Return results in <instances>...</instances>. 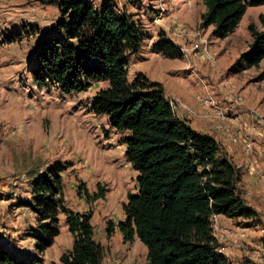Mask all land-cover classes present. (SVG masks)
Wrapping results in <instances>:
<instances>
[{
    "label": "rangeland",
    "instance_id": "obj_1",
    "mask_svg": "<svg viewBox=\"0 0 264 264\" xmlns=\"http://www.w3.org/2000/svg\"><path fill=\"white\" fill-rule=\"evenodd\" d=\"M108 1L118 14L141 22L148 34L140 49L128 56L130 80L143 73L162 83L169 90L167 96L178 117L187 124L194 112L181 111L176 91L185 97V90H190L195 101L205 106L209 120L210 107L200 97L211 95L229 110L212 92L203 91L205 83L213 90L218 85L230 90L229 98L234 104L240 96L241 105L245 102L264 116V60L256 67L235 69L240 56L250 48L249 24L260 26L264 4L249 5L235 31L220 38L213 25L201 26V15L206 11L204 0ZM61 19L56 4L0 0V250L18 260L30 261L38 256L41 264H54L72 248L73 236L64 214H60V234L52 246L39 253L37 217L26 204L32 200L34 176L61 164L66 168L62 174L66 205L75 211L92 212L95 239L105 248L102 264H147V246L138 237L126 241L118 228L126 219L123 205L129 194L136 192V174L125 157L124 136L109 124L105 114L90 111L95 93L108 82H97L87 91L69 94L54 88H38L30 73L41 39L57 33ZM162 31L182 48L183 58H166L154 50ZM248 109L238 116L247 118ZM196 122L194 119L192 124L199 128ZM235 144L245 155L255 154L256 148L250 154L241 143ZM256 159H252L249 173L252 165L258 164L251 175L260 182L259 196L264 201V180L260 177L264 174V159H257V163ZM241 185L245 191L242 180ZM100 189L105 191V197L88 202V194ZM257 202L260 217L240 219L239 225L247 229L249 238L239 244L238 250L252 253L257 249L249 242H264V202ZM228 245L222 243V247ZM259 253L264 264V253Z\"/></svg>",
    "mask_w": 264,
    "mask_h": 264
},
{
    "label": "trees",
    "instance_id": "obj_2",
    "mask_svg": "<svg viewBox=\"0 0 264 264\" xmlns=\"http://www.w3.org/2000/svg\"><path fill=\"white\" fill-rule=\"evenodd\" d=\"M56 4L62 19L57 33L45 35L30 69L35 85L64 93L89 90L108 82L95 93L90 111L108 117L123 134L125 157L136 174V192L123 209L126 219L118 228L126 241L138 237L148 248L147 264H229L213 234L212 218L256 219L241 185L242 173L214 137L197 132L178 117L162 83L138 73L129 78L128 56L148 38L143 25L120 15L103 0H36ZM201 26H214L226 38L235 31L249 5L264 0H204ZM260 26L249 24L250 48L235 69L243 71L264 60V13ZM154 50L166 58H183L182 48L165 32L158 34ZM55 164L31 181L39 236L36 249L43 253L60 234V214L73 236L72 248L54 264H102L104 246L95 239L92 212L66 205L63 172ZM105 197L103 189L88 194V202ZM114 227L110 228L113 231ZM1 264H41L16 259L0 250Z\"/></svg>",
    "mask_w": 264,
    "mask_h": 264
},
{
    "label": "crops",
    "instance_id": "obj_3",
    "mask_svg": "<svg viewBox=\"0 0 264 264\" xmlns=\"http://www.w3.org/2000/svg\"><path fill=\"white\" fill-rule=\"evenodd\" d=\"M204 66H202L204 70L208 69L207 67H204ZM216 77L218 76L216 75ZM204 87H203V91H205L206 94H211L212 92L215 96H217V98H219L220 101H222L226 106L229 107L228 111L235 112L237 114L238 113L245 114L247 109L251 107L249 104L246 105L245 102L242 105L241 104L239 105L237 103L234 104L232 100L229 98V96L231 95V91L228 89L227 90L223 89L221 85H218L216 90H213L210 84L207 85L205 83ZM173 90L175 91V87H173ZM166 93L168 95L169 90H166ZM185 94H186L185 97H180L178 95V91H176V97L179 98L180 103H181V105L178 104V106L181 108V111L184 109H189V110L191 109L194 112V115H193L194 117H191L189 120V124L191 128L193 130H200V133L208 134L214 137L215 140L220 143L223 150L228 154L229 157L232 158V160L235 162V164L237 165V167L240 169L242 173L241 180L244 181V185L246 186L244 192L246 193V199L248 200V203H247L248 206L255 209L257 214H260L261 210H260L259 205L257 204L258 203L257 201L260 200L264 202L263 200H261L259 196L260 195L259 190H260L261 184L260 182H257L254 176L249 173V166L252 162V159L254 158L255 159L257 158L259 162L260 161L263 162L262 160L264 159V138H259L256 140V143H255L256 149H255L254 155H251V156L245 155L243 153L244 152L243 149L240 146L238 147L235 143H233L231 137L228 136V134H225L221 129L216 128L214 123H212L208 119V116L205 115L207 113L205 106L195 101V98L191 95L190 90H185ZM221 96H223L224 99L225 97L227 98L224 100ZM191 110L190 112H192ZM175 111H176V108H175ZM194 119L197 120L196 123L199 128H195L193 126L192 123ZM259 217L260 216L257 215L256 219H258ZM219 221L222 225H225L227 227H241L239 225L240 219H232L224 215H219ZM248 238H249V234L247 233V238L245 240L247 241ZM249 243L251 247H256L257 251H253L252 253H250L249 251H246V250L244 251L238 250L236 248L240 246L239 244L227 242L226 244H229V245L227 247H224L223 254L227 258L228 263L229 264H263V258L262 259L259 258L260 257L259 251L264 253V242L260 244L253 243V242H249Z\"/></svg>",
    "mask_w": 264,
    "mask_h": 264
},
{
    "label": "built area",
    "instance_id": "obj_4",
    "mask_svg": "<svg viewBox=\"0 0 264 264\" xmlns=\"http://www.w3.org/2000/svg\"><path fill=\"white\" fill-rule=\"evenodd\" d=\"M200 100L210 107L209 118L215 127L228 134L234 143H241L248 153L251 154L255 149L257 139L264 138V116L258 110L250 108L247 112L248 117L240 118L237 113L225 110L211 95L200 97ZM242 101V97L238 96L237 104L240 105ZM255 162L257 163V160ZM253 165L250 168L251 174L257 171L258 164ZM260 177L264 180V174ZM212 226L213 234L221 244L220 253L224 251L222 243L240 244L247 238V229L224 226L219 221V215L213 216Z\"/></svg>",
    "mask_w": 264,
    "mask_h": 264
}]
</instances>
